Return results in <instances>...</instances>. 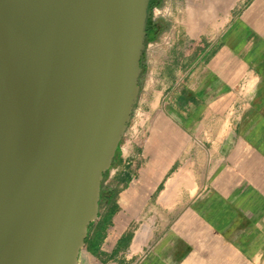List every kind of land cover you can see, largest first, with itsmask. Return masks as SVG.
Instances as JSON below:
<instances>
[{"label": "crops", "instance_id": "obj_1", "mask_svg": "<svg viewBox=\"0 0 264 264\" xmlns=\"http://www.w3.org/2000/svg\"><path fill=\"white\" fill-rule=\"evenodd\" d=\"M163 11L171 48L103 174L77 264H264V0Z\"/></svg>", "mask_w": 264, "mask_h": 264}, {"label": "water", "instance_id": "obj_2", "mask_svg": "<svg viewBox=\"0 0 264 264\" xmlns=\"http://www.w3.org/2000/svg\"><path fill=\"white\" fill-rule=\"evenodd\" d=\"M149 3L0 0V264H77L138 98Z\"/></svg>", "mask_w": 264, "mask_h": 264}, {"label": "rangeland", "instance_id": "obj_3", "mask_svg": "<svg viewBox=\"0 0 264 264\" xmlns=\"http://www.w3.org/2000/svg\"><path fill=\"white\" fill-rule=\"evenodd\" d=\"M163 1L164 0H158V4L150 9L151 19L159 23L160 31H158L152 39H148V42L145 37V48L140 60L141 71L138 77V94L141 96L147 94L150 89L153 90V82L158 78L156 76L159 75L158 71L160 67H162L164 60L167 59L166 56L169 48H171L173 40L170 36L164 34L165 29H167L169 25V21L166 17V13L163 11ZM145 119L144 115L140 116V121Z\"/></svg>", "mask_w": 264, "mask_h": 264}, {"label": "trees", "instance_id": "obj_4", "mask_svg": "<svg viewBox=\"0 0 264 264\" xmlns=\"http://www.w3.org/2000/svg\"><path fill=\"white\" fill-rule=\"evenodd\" d=\"M156 4H158V0L150 1V8H149L147 26H146V41L147 42H148V39H152L157 34V32L160 31L159 23L157 21L152 20L150 16V9Z\"/></svg>", "mask_w": 264, "mask_h": 264}, {"label": "bare ground", "instance_id": "obj_5", "mask_svg": "<svg viewBox=\"0 0 264 264\" xmlns=\"http://www.w3.org/2000/svg\"><path fill=\"white\" fill-rule=\"evenodd\" d=\"M113 139H114V138H112V139L108 142V144H107V148L105 149V151H106V153H107L106 156H108V154L110 153V148H111V144H112ZM103 164H104V161H103L102 165H103ZM98 177H99V176H95V177L93 178V185L91 186V191H92V201H93V205H94V206H95V200H96V183H97V179H98ZM91 216H92V214L89 215V217H91ZM82 232H83V230H82ZM79 243H80V238L78 239V241L76 242V244H75V246H74V253H75V251L77 250V247H78ZM73 258H74V257H73ZM74 262H76V259H72V263H71V264H75Z\"/></svg>", "mask_w": 264, "mask_h": 264}]
</instances>
